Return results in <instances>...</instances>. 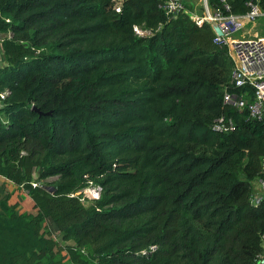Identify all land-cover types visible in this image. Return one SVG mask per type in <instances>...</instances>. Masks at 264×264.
Segmentation results:
<instances>
[{
	"label": "trees",
	"instance_id": "trees-1",
	"mask_svg": "<svg viewBox=\"0 0 264 264\" xmlns=\"http://www.w3.org/2000/svg\"><path fill=\"white\" fill-rule=\"evenodd\" d=\"M159 4L0 0V264H257L264 116L223 103L211 25Z\"/></svg>",
	"mask_w": 264,
	"mask_h": 264
},
{
	"label": "built area",
	"instance_id": "built-area-1",
	"mask_svg": "<svg viewBox=\"0 0 264 264\" xmlns=\"http://www.w3.org/2000/svg\"><path fill=\"white\" fill-rule=\"evenodd\" d=\"M199 2L203 10L199 15L194 13L196 21H206L211 25L214 41L226 48L231 62L230 85L222 88L223 103L246 110L245 120L260 119L264 116V0H246L247 9L240 13L231 12L229 0ZM159 6L169 17L187 9L186 0H160ZM134 28L137 30L136 25ZM242 86L249 87L250 92L239 93L236 88ZM236 125L233 116L225 113L217 115L211 122V127L220 132H229ZM258 181L264 187V153ZM100 189L96 184L91 189H80L72 194H80L82 190L83 197L93 199L99 197ZM256 263L264 264V249L256 255Z\"/></svg>",
	"mask_w": 264,
	"mask_h": 264
},
{
	"label": "rangeland",
	"instance_id": "rangeland-1",
	"mask_svg": "<svg viewBox=\"0 0 264 264\" xmlns=\"http://www.w3.org/2000/svg\"><path fill=\"white\" fill-rule=\"evenodd\" d=\"M198 1L199 0H186L187 8L190 9L193 13H195L197 15L201 14L202 10H203L201 3L199 2V4H198ZM135 31H137L138 33H144L145 32L144 30H141L139 27H137V30H135ZM258 31H260V29H258ZM1 65H3V64H1ZM228 67L229 68L227 69V74L230 73V67H231L230 64H228ZM53 178L54 177H48L45 180H49V179H53ZM95 185H96V183L89 182L88 185L82 189H91ZM251 185H252L251 198H252V201L254 202L258 197H261L264 195V187L262 185H260V183L258 181V175L254 176L251 179ZM0 194H3V190H2L1 186H0ZM80 199L85 205H89L92 202V200L87 198L86 196L83 197L82 190L80 193ZM47 224H48L49 228L52 230L56 239H59L62 243H74L72 240L66 241V240L62 239L61 232L57 229V227L54 225V223L52 222V220L50 218H47Z\"/></svg>",
	"mask_w": 264,
	"mask_h": 264
},
{
	"label": "crops",
	"instance_id": "crops-1",
	"mask_svg": "<svg viewBox=\"0 0 264 264\" xmlns=\"http://www.w3.org/2000/svg\"><path fill=\"white\" fill-rule=\"evenodd\" d=\"M5 35L9 36V32H7V33L6 32H0V65L6 63V59H5V56L3 54V49H2V44H1V41L5 37ZM0 195H2V194H0Z\"/></svg>",
	"mask_w": 264,
	"mask_h": 264
}]
</instances>
